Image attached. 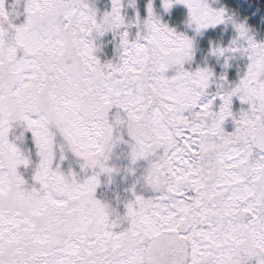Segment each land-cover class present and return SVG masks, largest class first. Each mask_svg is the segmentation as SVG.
<instances>
[{"label": "snow or ice", "instance_id": "1", "mask_svg": "<svg viewBox=\"0 0 264 264\" xmlns=\"http://www.w3.org/2000/svg\"><path fill=\"white\" fill-rule=\"evenodd\" d=\"M0 264H264V0H0Z\"/></svg>", "mask_w": 264, "mask_h": 264}]
</instances>
